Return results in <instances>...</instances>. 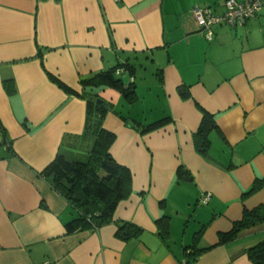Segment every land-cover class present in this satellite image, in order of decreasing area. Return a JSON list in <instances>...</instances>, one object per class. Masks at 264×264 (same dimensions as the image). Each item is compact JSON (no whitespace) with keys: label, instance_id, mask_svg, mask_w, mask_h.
<instances>
[{"label":"crops","instance_id":"crops-1","mask_svg":"<svg viewBox=\"0 0 264 264\" xmlns=\"http://www.w3.org/2000/svg\"><path fill=\"white\" fill-rule=\"evenodd\" d=\"M225 1L0 0V264H251L246 250L264 240V224L226 243L219 237L244 210L264 206V189L242 198L264 180V6L241 27L214 26L208 42L192 11L222 15ZM124 65L136 105L115 89L80 85ZM44 69L84 99L66 95ZM96 98L109 105L110 155L132 175V194L113 219L142 230L127 242L114 223L67 235L74 213L39 176L58 154L86 161L87 100ZM195 103L217 127L207 158L194 150L202 118ZM162 119L168 124L154 132L135 130ZM164 217L166 238L156 225Z\"/></svg>","mask_w":264,"mask_h":264},{"label":"trees","instance_id":"trees-1","mask_svg":"<svg viewBox=\"0 0 264 264\" xmlns=\"http://www.w3.org/2000/svg\"><path fill=\"white\" fill-rule=\"evenodd\" d=\"M46 1V0H37ZM59 2L60 0H54ZM43 50L37 47V57L43 66ZM128 73L132 78V69L128 65L117 66L107 72L96 75L90 80L80 81L83 88L108 87L119 91L128 104L136 102L133 83H124L117 76V71ZM48 80L63 91L68 96L84 99L58 79L50 75L44 69ZM10 81L3 82L4 89L8 94ZM179 97L182 101L191 99L188 88L178 89ZM97 99V98H96ZM96 99L87 100L86 121L82 138L91 142L90 150L85 162L68 161L64 155L58 154L54 160L41 172L39 176L43 178L50 187L58 193L68 203L73 211V219L65 224L67 235H74L84 231H98L102 227L114 223L116 225L115 237L123 242L138 238L142 230L134 223L115 222L114 214L118 205L130 198L132 194V175L128 169L120 166L110 155V148L114 144L116 137L114 134L103 128V121L107 111L95 104ZM195 108L200 112L202 118L196 132L192 135L195 152L207 158L210 150L209 135L216 129L214 116L202 109L195 103ZM121 119L130 127L133 126L127 119ZM168 119L148 124H137L135 130L140 135H146L168 124ZM178 180H186L179 169L177 171ZM261 189H264V180L254 182L248 193L242 196L248 198ZM202 204V203H201ZM203 205V204H202ZM264 224V206H258L253 210H244L240 221L233 224L231 231L219 237L220 243H226L238 236L242 231ZM160 228L161 236L166 238L169 235V219L167 217L156 222ZM203 229L196 234L199 239ZM202 251L194 254V260ZM246 256L251 264H264V240L246 250Z\"/></svg>","mask_w":264,"mask_h":264},{"label":"built area","instance_id":"built-area-1","mask_svg":"<svg viewBox=\"0 0 264 264\" xmlns=\"http://www.w3.org/2000/svg\"><path fill=\"white\" fill-rule=\"evenodd\" d=\"M117 2L119 0H116ZM264 6V0H226L224 3V12L222 15L212 14L209 8L193 9L192 16L198 27V30L203 34L206 41L211 42L214 38V26H229L241 27L249 20L253 19ZM118 75L126 74L122 71H117ZM129 84L133 83V79H129ZM126 83V84H128ZM210 200L209 194L202 196L201 203L207 204Z\"/></svg>","mask_w":264,"mask_h":264},{"label":"rangeland","instance_id":"rangeland-1","mask_svg":"<svg viewBox=\"0 0 264 264\" xmlns=\"http://www.w3.org/2000/svg\"><path fill=\"white\" fill-rule=\"evenodd\" d=\"M145 79L148 80L147 83H146L147 85H150V84L152 83V81H154V80H152L151 75H150L149 72L146 73ZM153 84H154V82H153ZM122 101H125L124 98H122ZM149 101H151V100L149 99L148 102H149ZM148 102H147V103H148ZM126 103H127V102H126ZM126 103H124V105H125ZM126 105H129V104L127 103ZM126 105H125V106H126ZM133 105H136V104H133ZM146 107H147V104H146ZM126 108H127V107H126ZM132 110L135 112V111H137V110H138V111H143L144 109H143L141 106H139V107L134 108V109H132ZM120 111H121L123 114H126V111H125V110L123 111L122 109H120ZM146 112L149 113V109H148V108H146Z\"/></svg>","mask_w":264,"mask_h":264},{"label":"water","instance_id":"water-1","mask_svg":"<svg viewBox=\"0 0 264 264\" xmlns=\"http://www.w3.org/2000/svg\"><path fill=\"white\" fill-rule=\"evenodd\" d=\"M95 104L98 107H101V108H103L105 110L109 109V105L106 102H104L103 100H101V99H96Z\"/></svg>","mask_w":264,"mask_h":264}]
</instances>
